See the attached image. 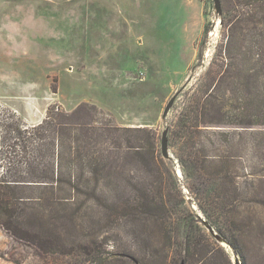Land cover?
<instances>
[{
	"label": "trees",
	"instance_id": "trees-1",
	"mask_svg": "<svg viewBox=\"0 0 264 264\" xmlns=\"http://www.w3.org/2000/svg\"><path fill=\"white\" fill-rule=\"evenodd\" d=\"M221 24L223 40L168 130L172 159L155 132L116 126L93 104L51 108L41 123L11 129L18 142L0 175V227L43 253L70 255L60 226L94 207L105 216L95 227L123 219L134 238L113 261L235 264V255L251 264L253 250L264 264V0H234ZM111 184L121 193H105Z\"/></svg>",
	"mask_w": 264,
	"mask_h": 264
},
{
	"label": "rangeland",
	"instance_id": "rangeland-1",
	"mask_svg": "<svg viewBox=\"0 0 264 264\" xmlns=\"http://www.w3.org/2000/svg\"><path fill=\"white\" fill-rule=\"evenodd\" d=\"M233 1L220 0V15L213 0L195 6L188 0H0V159L18 142L10 133L14 126H35L51 108L70 112L82 103L95 105L116 126L147 127L159 142L177 120L183 93L217 52L221 18ZM183 85L163 118L165 104ZM6 165L4 158L0 175ZM129 170L121 169L119 185L103 191L120 194L113 187H125ZM80 216L60 226V245L73 249L70 255L43 253L0 227V264H132L110 257L133 245L125 220L98 229L102 210ZM93 227L94 243L87 244L83 235ZM80 247L84 255L75 252Z\"/></svg>",
	"mask_w": 264,
	"mask_h": 264
},
{
	"label": "water",
	"instance_id": "water-1",
	"mask_svg": "<svg viewBox=\"0 0 264 264\" xmlns=\"http://www.w3.org/2000/svg\"><path fill=\"white\" fill-rule=\"evenodd\" d=\"M213 4H214V8L216 10L217 13H219L221 15V7H220V0H213ZM186 85H183L180 87V89H178L174 95L170 98V100L165 104L164 109H163V114L162 117L166 118L173 103H175L176 98L178 96V94L182 91V89L185 87ZM168 129H164L162 131L160 140H159V144H160V152H161V156L162 158H164L166 161H169L170 159H172V156L170 155V151H169V146H168ZM180 168L179 166H175V174L177 177H181V172H180ZM201 218V217H200ZM204 221V220H203ZM207 223L204 221V225H206ZM207 229L210 233H212L216 240H218L217 242H221L223 241L220 237H218L214 231L212 230L211 227L207 226ZM134 261V260H133ZM136 263V261H134ZM235 264H239L237 261H235Z\"/></svg>",
	"mask_w": 264,
	"mask_h": 264
},
{
	"label": "crops",
	"instance_id": "crops-1",
	"mask_svg": "<svg viewBox=\"0 0 264 264\" xmlns=\"http://www.w3.org/2000/svg\"><path fill=\"white\" fill-rule=\"evenodd\" d=\"M190 2V5H193L194 6L200 1V0H188Z\"/></svg>",
	"mask_w": 264,
	"mask_h": 264
}]
</instances>
